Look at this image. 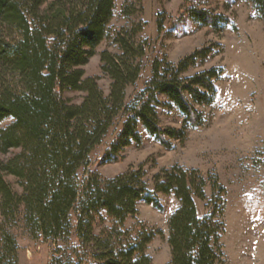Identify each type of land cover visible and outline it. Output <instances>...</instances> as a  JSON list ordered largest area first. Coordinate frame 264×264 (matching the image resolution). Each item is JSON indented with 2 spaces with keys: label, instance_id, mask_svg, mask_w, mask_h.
<instances>
[{
  "label": "trees",
  "instance_id": "16d2710c",
  "mask_svg": "<svg viewBox=\"0 0 264 264\" xmlns=\"http://www.w3.org/2000/svg\"><path fill=\"white\" fill-rule=\"evenodd\" d=\"M245 1L264 23V0ZM116 2L0 0V218L21 220L31 234L53 243L67 244L73 236L74 246H57L49 264H153L148 246L161 231L141 226L132 237L124 225L137 215L139 203L161 211L159 196L171 195L178 205L167 221V264H225L224 187L212 184L207 212L199 217L194 199L206 200V181L196 170L163 169L150 185L142 165L113 178L88 170L91 153L117 124L102 165L139 146L141 131L166 149L184 142L190 129L205 123L197 107L213 104L223 74L220 67L188 74L211 56L207 47L176 63L156 57L149 78L127 100L146 44L137 39L141 22L135 28L111 27ZM185 13L215 32L230 26L227 17L206 9L188 6ZM132 14L121 8L123 19ZM106 41L116 49L99 53L107 95L98 77H87L82 69ZM68 92L80 93V102L71 103ZM162 111L180 115V127L163 126ZM0 233V264H15L16 241L9 231Z\"/></svg>",
  "mask_w": 264,
  "mask_h": 264
},
{
  "label": "rangeland",
  "instance_id": "374dc122",
  "mask_svg": "<svg viewBox=\"0 0 264 264\" xmlns=\"http://www.w3.org/2000/svg\"><path fill=\"white\" fill-rule=\"evenodd\" d=\"M116 6L111 27L129 29L141 22L142 31L137 39L146 44L139 79L127 88V100L149 78L151 63L156 57L176 63L195 50L207 47L213 51L211 56L188 74L212 67L222 68L223 74L216 83L213 104L197 107L205 123L190 129L184 142H173V147L166 149L141 131L139 146L126 148L118 162L102 165L100 157L114 138L117 124L91 153L88 170H95L103 178H113L142 165L149 185L151 177L163 169L179 166L196 170L206 181V200L194 199L199 217L207 212L205 205L211 197L212 184L225 189L224 232L220 238L225 264H264V23L245 0H117ZM123 6L130 8L131 17L123 19ZM188 6L223 15L229 19L230 26L215 32L196 25L186 18ZM157 20L162 22L160 31ZM103 50L116 52L106 41L82 69L85 76L98 77V85L107 95L109 80L101 74L99 61ZM65 97L71 103H79L82 95L68 92ZM160 114L163 126L180 127L182 119L177 113L162 111ZM159 198L161 211L139 203L137 215L127 219L124 230L132 237L141 226L160 230L162 235L149 244L148 254L153 264H167L170 259L167 221L178 203L171 195ZM1 230L9 231L16 241L15 264H49L57 246L66 248L76 243L73 236L67 244L42 239L37 233L31 234L21 220L5 223L0 218Z\"/></svg>",
  "mask_w": 264,
  "mask_h": 264
}]
</instances>
